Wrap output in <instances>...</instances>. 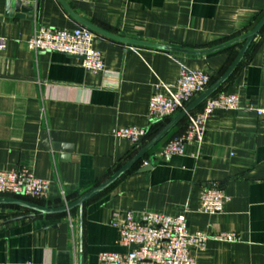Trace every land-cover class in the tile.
<instances>
[{"label":"crops","instance_id":"obj_1","mask_svg":"<svg viewBox=\"0 0 264 264\" xmlns=\"http://www.w3.org/2000/svg\"><path fill=\"white\" fill-rule=\"evenodd\" d=\"M0 0V171L27 170L49 183L45 207L71 203L104 182L137 152L113 136L123 127L151 126L148 104L161 85H174L179 70L218 79L241 48L193 56L125 45L94 33L93 48L104 68L86 69L81 59L35 53L26 41L40 27H83L59 0H22L32 19L5 12ZM78 18L117 37L189 51L236 39L264 14V0H62ZM30 15V14H29ZM238 97L237 111H216L201 144L160 157L157 148L105 191L78 209L30 215L0 206V264H95L101 252L124 253L116 244L126 213L184 214L189 233L233 234L236 242L209 238L192 249L195 264H264V27L220 88ZM53 132L70 153L40 148ZM147 162L148 171L138 172ZM229 197L219 213L199 210L206 188ZM1 197V196H0ZM5 198V197H3Z\"/></svg>","mask_w":264,"mask_h":264},{"label":"built area","instance_id":"obj_2","mask_svg":"<svg viewBox=\"0 0 264 264\" xmlns=\"http://www.w3.org/2000/svg\"><path fill=\"white\" fill-rule=\"evenodd\" d=\"M93 40L94 33L85 27L72 30L40 27L26 41V47L35 53L53 52L79 58L86 69L100 72L104 62L100 52L93 48ZM5 42V39L0 38V51L5 48ZM210 81L211 77L207 73L181 68L174 85H161V91H156L151 97L148 104L150 122L174 117L202 94L210 86ZM238 102L237 95L228 93H218L206 99L199 111L186 116L184 132L162 147L160 157L180 155L185 145L201 144L208 118L220 110L237 111ZM256 114L264 115V110L259 109ZM112 133L114 137L129 141L137 152L144 146L147 129L123 127ZM147 165V162L143 163V166ZM48 189V181L34 177L27 170L0 171L1 197L22 196L43 201ZM228 200L229 197L220 188H206L199 197V210L206 214L219 213ZM116 228V244L126 248V251L101 252L95 264H195L191 250H201L209 238L231 243L238 240L233 234L211 237L204 232L189 233L184 214L168 216L143 213L135 218L128 212Z\"/></svg>","mask_w":264,"mask_h":264},{"label":"water","instance_id":"obj_3","mask_svg":"<svg viewBox=\"0 0 264 264\" xmlns=\"http://www.w3.org/2000/svg\"><path fill=\"white\" fill-rule=\"evenodd\" d=\"M59 1L62 3V5L66 9V11L69 13V15L73 19H75L77 22H79L83 27L87 28L92 33L101 35L103 37H106L108 39H111L113 41H116V42H119L125 45L145 47V48H150V49L160 50V51H167V52H176V53L193 55V56L210 55V54L219 52L221 50H224L230 46L236 45V44L241 43L242 45L236 57L233 59L231 64L227 67V69L218 79H216L202 94H200L193 101H191L183 110L179 111L174 117H172L171 120H169L164 125V127L161 130H159V132L151 140L147 141L145 145L130 160H128L124 165H122L118 170H116L104 182L94 187L93 189L85 193L84 195L80 196L75 201L68 203L66 205H63L61 207H56V208L45 207V206L38 205L33 202H29V201L18 199V198L0 197V206L18 207V208H22V209H25L31 212L30 215L9 219L5 221L2 225L16 222L19 220H24L32 216H35V215L64 214L74 209H78L79 220H80V225H81L82 211H83L84 204H86L88 201L93 199L95 196L105 191L107 188L113 185L117 180H119L122 176H124L137 162H139L146 154H148L173 128H175L181 121H183L188 114L192 113L206 99H208L213 94H215L222 87V85L225 84V82L229 79V77L233 74L237 66L242 61L245 53L249 49L253 40L259 34L261 29L264 27V14H263L262 17L259 19V21L255 24V26L251 29L250 32L236 39H233L231 41H228L226 43H223L221 45H218L208 50L189 51V50L177 49V48H172V47L160 46L156 44H149V43H144V42H139V41L127 40V39H123L115 35L109 34L83 21L82 19L76 17L68 9V7L64 4L62 0H59ZM32 11H33V6L24 5L22 3V0H7L6 1L5 12L6 14L10 16L15 13V14H18V16L26 15L28 19H32L33 17V15H31ZM48 140L50 142V147L52 148L53 151L64 152L66 154L70 153L71 148L67 147L64 144L58 143L56 141V135L53 132L49 134H47L46 132H42L40 134V148L44 150L48 149L49 148ZM150 168L151 167L147 165V166L140 168L138 172H145V171H148ZM212 187L216 188L214 185ZM131 248H135V246H132Z\"/></svg>","mask_w":264,"mask_h":264},{"label":"trees","instance_id":"obj_4","mask_svg":"<svg viewBox=\"0 0 264 264\" xmlns=\"http://www.w3.org/2000/svg\"><path fill=\"white\" fill-rule=\"evenodd\" d=\"M235 58V57H234ZM215 80L214 79H211L210 81V85L214 82ZM220 93V89L213 95H216ZM212 95V96H213ZM203 106V103L198 106L194 111L193 113L199 111ZM171 120V118H166L162 121H159V122H154V123H151V126L148 128L147 130V134L145 136V142H144V145L147 141L151 140L158 132L159 130H161L164 125L169 121ZM185 126H186V118L181 121L175 128H173L148 154H146L142 159H144L145 157H147L151 152H153L155 149L157 148H161L163 147L169 140L173 139L174 137H177L179 135H181L184 130H185ZM141 159V160H142ZM141 160L139 162H137L135 165L139 164L141 162ZM134 165V166H135ZM18 199H22V200H26V201H29V202H33L35 204H38V205H42V201H38V200H34V199H30V198H27V197H22V196H18L16 197ZM43 206V205H42Z\"/></svg>","mask_w":264,"mask_h":264}]
</instances>
